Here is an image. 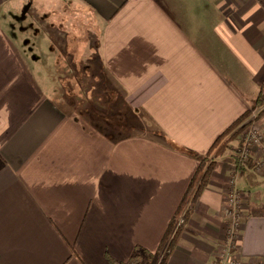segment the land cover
Returning a JSON list of instances; mask_svg holds the SVG:
<instances>
[{
	"label": "crops",
	"instance_id": "obj_1",
	"mask_svg": "<svg viewBox=\"0 0 264 264\" xmlns=\"http://www.w3.org/2000/svg\"><path fill=\"white\" fill-rule=\"evenodd\" d=\"M64 81L98 84L102 107H74ZM260 90L264 0H0V264L155 250L199 163L175 145L206 154ZM231 147L165 264L264 260V171ZM230 176L244 209L223 257Z\"/></svg>",
	"mask_w": 264,
	"mask_h": 264
},
{
	"label": "trees",
	"instance_id": "obj_2",
	"mask_svg": "<svg viewBox=\"0 0 264 264\" xmlns=\"http://www.w3.org/2000/svg\"><path fill=\"white\" fill-rule=\"evenodd\" d=\"M257 110L256 119L264 115V90H260L257 96L253 99L252 105L240 115L228 128H226L218 137L213 141L208 151L204 155L197 154L190 150L182 149L175 145L177 149L198 160V166L193 174L186 191L184 192L175 212L170 218L165 232L157 246L153 251L144 247L136 246L132 255L126 262L118 261L113 258H108L111 264H165L171 256L172 251L179 239L183 230V226L187 222L191 208L198 197L200 191L208 184L210 172L213 164L218 156H220L228 144L235 140L236 137L251 123L247 121L251 112ZM240 141V140H238ZM241 142H238L237 150L233 151V163L236 169L243 167H253V161L240 155ZM183 212V213H182ZM182 217V223L177 225L178 218Z\"/></svg>",
	"mask_w": 264,
	"mask_h": 264
},
{
	"label": "built area",
	"instance_id": "obj_3",
	"mask_svg": "<svg viewBox=\"0 0 264 264\" xmlns=\"http://www.w3.org/2000/svg\"><path fill=\"white\" fill-rule=\"evenodd\" d=\"M257 110L251 112L247 121L251 123L243 130L242 146L239 150L240 155L253 161V167L256 170L264 171V135L256 127ZM257 151H254V149ZM244 209V201L241 193L234 183V177L230 176L226 188V203L223 208L225 217L224 224V250L223 257L231 254L234 248V240L238 232V228L242 219ZM183 213V212H182ZM182 217L178 218L177 225L182 223ZM228 264H240L231 256ZM245 264H264V260H251Z\"/></svg>",
	"mask_w": 264,
	"mask_h": 264
},
{
	"label": "rangeland",
	"instance_id": "obj_4",
	"mask_svg": "<svg viewBox=\"0 0 264 264\" xmlns=\"http://www.w3.org/2000/svg\"><path fill=\"white\" fill-rule=\"evenodd\" d=\"M51 4H52L50 6L51 9L54 6L57 5L56 2H53ZM59 6H60V4H59ZM25 52L26 53H29V52L33 53L34 56L35 55L37 56L39 54L38 57H34L33 61H37L38 62V61L41 60V58H43L42 53L40 51L33 50V51H25ZM36 69L38 70L39 74H41L40 70H43V72H44V67L42 65H40V66L38 65L36 67ZM44 75H45V78H46L47 77L46 74H44ZM41 84L47 90L52 83H47L45 81H41ZM53 84L59 85L63 95L67 98V101H69L70 103L72 102L74 104V107H77V108L83 107V106H86V107L91 106L92 107L93 105L96 106V107H102V105H103V102H104V99H105V97L103 95H105V94H104L103 91H100L102 93V97H100L98 99L96 98V93L95 92H98V89L97 88H93L94 87L93 84L95 85V87H98V84H96V83H93L91 81H87V82H76V81H74V82L73 81L72 82H65L64 81V82H61V83H53ZM102 85H103V83H101L100 88L102 87ZM101 90H102V88H101ZM58 99H59V101L62 100L61 98H58ZM65 101H66V99L64 100V102ZM138 123H144L143 125H145V126L146 125H150L146 118L142 119V117L140 115H138L137 117H136V115H134L133 125L135 127L132 129V131L135 134L136 133H141V131L138 128V126L136 127V125ZM242 134H243V131L236 137L235 140L231 141V142H234V145H235L234 148L231 147V142L228 144V147H231L232 151L237 150L238 142H241V146H242V138H241ZM238 140H240V141H238ZM253 149L255 151V148H253Z\"/></svg>",
	"mask_w": 264,
	"mask_h": 264
}]
</instances>
